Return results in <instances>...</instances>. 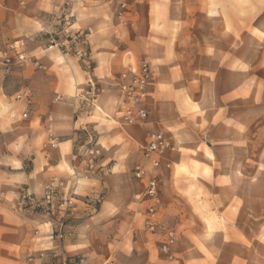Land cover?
Wrapping results in <instances>:
<instances>
[{
	"label": "rangeland",
	"instance_id": "obj_1",
	"mask_svg": "<svg viewBox=\"0 0 264 264\" xmlns=\"http://www.w3.org/2000/svg\"><path fill=\"white\" fill-rule=\"evenodd\" d=\"M107 3L118 8L117 0ZM63 4H75V0ZM146 5L130 4L127 18L119 20L116 16L117 23L113 16H107L106 22L116 34L133 30L134 24L148 18L153 20L150 26L155 31H171V49L166 57H159L157 66L147 54L152 63L150 87L158 74L164 83L149 90L151 119L139 125H128L123 120L119 81L117 86L104 90L91 75L86 91L74 97L82 102L77 115L87 114L97 126L104 123L109 128L105 133L92 123L74 137L73 161L78 170L72 174V189L67 192L65 185L62 188L66 197L74 193L75 199L74 212L66 222V236L98 214L111 185L105 177L121 162L108 205L116 228L101 238L108 242L124 240L131 232L133 238L158 240L142 228V215L148 205L144 198L146 180L136 183L132 172L136 164L143 163L149 133L160 131L171 144L160 168L153 171L165 207L163 224L176 232L177 242L182 241L192 264L221 258L223 264H264V4H230L229 53L227 43L223 47L221 39L197 40L201 31L221 36L222 4L208 5L206 26L196 24L204 8L201 4H169V8L157 4L151 9ZM73 20L71 13L62 16L49 45L52 38L56 39L90 72L95 63L89 59L88 36L67 30ZM114 46L112 42L110 47ZM104 91H112L113 99L101 105L97 101ZM140 126L145 128L143 134L136 133ZM31 159L25 160L27 171ZM104 159L109 162L99 165ZM90 177L100 182L94 186L97 192L76 193L77 186ZM21 193L15 206L11 201L3 203L20 210L31 231L51 224L52 240L58 241L55 226L61 215L57 207L55 213L46 206L31 207L26 197L32 194L27 190ZM228 246L240 250V257L234 256ZM86 256L78 258H84L87 264Z\"/></svg>",
	"mask_w": 264,
	"mask_h": 264
},
{
	"label": "crops",
	"instance_id": "obj_2",
	"mask_svg": "<svg viewBox=\"0 0 264 264\" xmlns=\"http://www.w3.org/2000/svg\"><path fill=\"white\" fill-rule=\"evenodd\" d=\"M66 1L0 0V264H50L49 255L58 251L70 259L87 255V264H165L163 261L167 260L159 253V240L140 236L133 238L131 232L124 240L116 238V242L101 238L103 233L114 232L116 228V221L112 220L113 212L108 205L109 198L114 194L112 184L117 177L116 169H121V162L115 164V169L105 177L111 185L98 214L87 219L63 242L52 240L51 224L31 231L23 221L20 210L3 203L11 201L15 206L14 202L23 190L42 199L48 185L62 180L65 181L67 192L70 191L73 187L72 174L78 170L73 161L76 133L92 123L105 133L109 128L104 123L97 126L87 114L77 115L82 102L74 97L86 91L91 75L97 85L104 90L109 89L110 86L118 85L120 75L129 65L142 58L151 62L147 56L150 54L153 64L157 66L161 62L159 57H166V52L171 49V31H155L150 26L154 25L152 19L134 24L133 30L116 34L112 28L109 29L106 18L113 16V20L118 23V8L107 3V0H75V4H63ZM125 1L128 3L126 18L131 14L130 4H147L149 9L157 4H165L166 8L170 7L169 4H201L204 8L200 9L201 13L196 18L197 26L209 23V4H222L221 36L201 31L197 34V40L221 39L223 47L224 42L227 43V53L230 4H264V0ZM66 13L74 16L67 30L73 34L86 33L88 36L89 59L95 63L90 72L79 57L49 45L50 36L55 33V27ZM102 25L104 28L108 26V29H103ZM156 40L160 43H155ZM15 42L23 43L32 62L42 68L30 63L22 69L7 71L2 56L9 45ZM112 42L115 43L114 47H110ZM156 76L151 90L162 87L164 83L161 74ZM19 94L31 98L30 107L24 99H17ZM113 94L112 91H104L97 103L105 105L113 99ZM57 97L61 100H57ZM27 111L28 117L24 118ZM144 132L143 126L136 129L137 134ZM53 143L57 144L56 149L52 148ZM27 158H32L29 171L24 164ZM105 162L109 160L104 159L99 165ZM90 178L88 182L77 186L76 193L91 195L97 190L94 186L100 182ZM37 219L33 218L34 221ZM41 233L42 239L38 240ZM182 245V241L177 242L174 261L192 264V258L186 256L187 251ZM227 248L234 256L240 257V250L231 246ZM222 259H207L205 263L223 264Z\"/></svg>",
	"mask_w": 264,
	"mask_h": 264
},
{
	"label": "built area",
	"instance_id": "obj_3",
	"mask_svg": "<svg viewBox=\"0 0 264 264\" xmlns=\"http://www.w3.org/2000/svg\"><path fill=\"white\" fill-rule=\"evenodd\" d=\"M118 11L117 18L125 19L128 9V3L125 0H117ZM51 46L59 47L63 53L67 49L64 45L52 38ZM3 65L7 71L13 69H22L30 63L38 68L41 65L32 62L28 56L24 44L15 42L9 45L7 51L3 53ZM152 80V68L147 59H140L134 64L129 65L119 78V88L122 94L123 120L128 125H139L148 122L150 111L148 108L150 83ZM18 100H25L28 107L32 101L29 96L19 94ZM57 97V100H60ZM28 117V111L23 115ZM52 138V137H51ZM53 148H57V144H52ZM171 144L167 136L160 131L149 133L148 142L144 147L142 157L143 163L136 164L133 167V177L136 181L146 180V188L144 198L148 205L142 215V228L151 235L157 236L159 240V253L169 262L175 260L174 248L177 244V234L172 228H168L163 224L164 204L160 197V182L158 177L153 173L160 168L162 158L170 150ZM94 154V151H91ZM149 168L152 172L149 171ZM64 182L59 181L57 184H50L45 189L42 199L28 195L26 197L29 205L34 208L48 207L52 213H55V207L59 210L61 220L55 226L56 239L60 242L66 236V222L74 212V193L66 197L62 193ZM52 264H85L84 258H67L63 252L58 251L51 255ZM107 264H114L109 262Z\"/></svg>",
	"mask_w": 264,
	"mask_h": 264
}]
</instances>
